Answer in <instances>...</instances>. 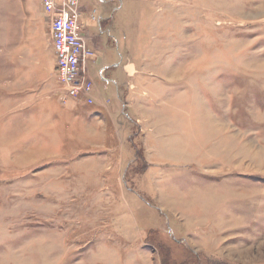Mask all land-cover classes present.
<instances>
[{
  "label": "rangeland",
  "instance_id": "obj_1",
  "mask_svg": "<svg viewBox=\"0 0 264 264\" xmlns=\"http://www.w3.org/2000/svg\"><path fill=\"white\" fill-rule=\"evenodd\" d=\"M83 2L84 33L99 35L93 88L113 94L117 65L156 73L158 88L175 92L156 100L159 115L174 112L164 155L193 162L173 163L162 212L155 187L133 181L140 157L115 214H101L105 163L88 156L98 140L67 130L61 94L37 69L40 50L54 63L41 2L0 0V264H264V0ZM208 108L224 123L217 135ZM222 129L233 133V171H220L231 162L218 151ZM210 162L219 169H203Z\"/></svg>",
  "mask_w": 264,
  "mask_h": 264
},
{
  "label": "crops",
  "instance_id": "obj_2",
  "mask_svg": "<svg viewBox=\"0 0 264 264\" xmlns=\"http://www.w3.org/2000/svg\"><path fill=\"white\" fill-rule=\"evenodd\" d=\"M83 1L84 0H82L81 6V23L84 19V15L90 11L88 10L86 3ZM40 2L42 7H40L36 13L41 15V17L44 19L45 25H47V31L49 32L48 35H50L49 38L51 39V48L53 46L52 52H50V57L53 58L54 63H49L47 60L45 62V58L49 59V54L45 51V56H43V53L40 50L37 52L38 57L37 54L35 57L38 59V62L43 60V63L42 66H38L37 69L41 70V74L45 79H43L41 82L51 87L48 92H53L55 95H57L58 92L61 94V99L59 101L62 104L60 103V107H62L63 110L68 114V119L65 124L67 130L71 131L72 133L76 132L78 136H81V138L89 137L92 138V140H98L95 144H93L97 145L98 147H95L96 150H93L88 154V156H101L105 163L101 166V173L99 174L101 179V214H115L112 212L118 203L114 202V200H122L124 198L121 194V189H123L122 191L125 196V190L130 189L125 174L127 170L130 169L131 163L134 164L139 160V157L136 155L137 152H140V147L135 141L137 133L142 139L143 152L141 158L143 161V166L138 171L139 173L134 175L133 181L138 187L141 188H145L144 186L140 185L142 183H146L148 186L152 184L157 190L156 197H158L157 199L161 203H159L160 210L162 212H164V210L166 211L165 204H167L168 209V201L171 199L170 189L168 188V182H171V175L168 173L171 171L170 169L175 168L173 167V163L190 164L193 162L192 159H185L187 158L185 156H182L181 161H179L175 158L168 159L164 155V151L171 144L168 140V137L173 132V129L167 126V120L165 118L172 117L168 115L174 112L164 109L167 108V106L162 109L161 114L159 115L156 111V107L163 105L156 104V100L163 96L164 89L171 94H175V92L169 90L168 88H158L156 83L159 82H156L157 78H153L156 73L148 72L147 74L151 77H139V75L144 74L141 69L133 66L117 65L115 68L108 69V72L112 77V81L116 86V90L113 94H103L101 90H107V86H104V84L101 82L100 88L99 84L95 82L96 84L90 94V97L93 99L92 103L87 101V97H82L80 99L68 98V100L65 101L63 99V92L61 91V88H59L60 86H58L59 82L55 65L56 57L51 36V18L45 12L43 0H40ZM93 11L97 13L96 8ZM92 19L94 21H98L100 20V17L98 18V16H95V14H92ZM85 28H83L81 25V31L87 40L88 46L93 48V50L96 52L99 45L98 43H95L93 39L95 40V37L97 38L99 35L97 36V34L94 33L85 34ZM33 38L35 40H33V43L36 44L39 36L35 35ZM99 39H97V42ZM39 41L40 43L44 44L45 50V41H41L40 39ZM46 43L48 47L47 39ZM95 52L91 57L93 59L96 54ZM105 67L107 66L104 65L101 67V69ZM106 73L107 70L105 68V76ZM49 75L56 77V88H54L55 86L53 82L50 81L51 78L47 79ZM87 75L94 83L95 77L92 70H89V67H87ZM99 76H101V71ZM101 81H105L102 76ZM106 82H108V78H106ZM207 112V115L211 116L212 133L217 135V133H215V131H218L217 122L220 124L222 123L223 125L224 123L223 121L220 122L217 116L212 115L209 108L207 109ZM230 122L232 123V119ZM226 124H229V122L226 121ZM229 125L233 126V123L232 125ZM75 126H77L76 130L78 131H75ZM174 129H177V126ZM221 133L222 134L219 136L223 137L219 147L224 148L218 151L221 153H223V151H225V153L230 151L231 156H229V158L231 159V162L220 167V171H233V149H229L226 146L227 144H232L234 141L233 133L228 134V132L223 131V129ZM79 152L83 153L84 150ZM228 160V156H226V161ZM169 163L172 164L169 165ZM203 169L206 170L219 168L216 167L215 163L210 162V165L203 164ZM173 176L174 175L172 174V177ZM107 190L110 191V194L107 192ZM106 202L110 203L106 204ZM120 203L122 202L120 201ZM121 207L120 211L116 214H123V212H125L123 209L124 207Z\"/></svg>",
  "mask_w": 264,
  "mask_h": 264
},
{
  "label": "built area",
  "instance_id": "obj_3",
  "mask_svg": "<svg viewBox=\"0 0 264 264\" xmlns=\"http://www.w3.org/2000/svg\"><path fill=\"white\" fill-rule=\"evenodd\" d=\"M81 0H43L51 18L52 41L56 57V73L63 99H80L90 94L93 82L87 75V61L94 55L81 31ZM104 69L101 70V76Z\"/></svg>",
  "mask_w": 264,
  "mask_h": 264
},
{
  "label": "trees",
  "instance_id": "obj_4",
  "mask_svg": "<svg viewBox=\"0 0 264 264\" xmlns=\"http://www.w3.org/2000/svg\"><path fill=\"white\" fill-rule=\"evenodd\" d=\"M135 146H136V145H135ZM136 147H137V146H136ZM136 155H137V157H139V158L141 157V156H140V152H137Z\"/></svg>",
  "mask_w": 264,
  "mask_h": 264
}]
</instances>
